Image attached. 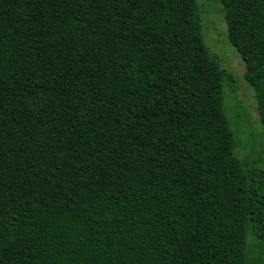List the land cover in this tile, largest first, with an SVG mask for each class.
Wrapping results in <instances>:
<instances>
[{
	"label": "trees",
	"instance_id": "16d2710c",
	"mask_svg": "<svg viewBox=\"0 0 264 264\" xmlns=\"http://www.w3.org/2000/svg\"><path fill=\"white\" fill-rule=\"evenodd\" d=\"M220 1L264 140V0ZM233 82L196 0H0V264H264Z\"/></svg>",
	"mask_w": 264,
	"mask_h": 264
},
{
	"label": "rangeland",
	"instance_id": "374dc122",
	"mask_svg": "<svg viewBox=\"0 0 264 264\" xmlns=\"http://www.w3.org/2000/svg\"><path fill=\"white\" fill-rule=\"evenodd\" d=\"M203 27V38L212 55L230 73L233 83L225 84V108L236 133V153L242 159L264 162V140L255 91L247 80L243 59L230 43L225 11L220 0H196ZM251 261L261 256L256 240L249 236Z\"/></svg>",
	"mask_w": 264,
	"mask_h": 264
}]
</instances>
